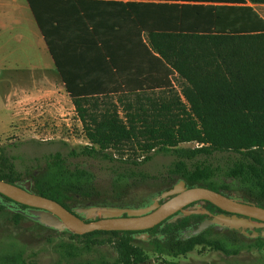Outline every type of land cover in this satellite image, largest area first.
<instances>
[{
  "label": "trees",
  "instance_id": "1",
  "mask_svg": "<svg viewBox=\"0 0 264 264\" xmlns=\"http://www.w3.org/2000/svg\"><path fill=\"white\" fill-rule=\"evenodd\" d=\"M26 1L86 143L65 154H45L43 164L24 172L1 146L0 179L16 184L29 179L34 193L69 210L104 205L94 202L99 196L94 173L70 164L69 157L117 162L113 186L118 188L123 181L145 179L134 167L163 153L173 157L164 175L169 185L182 180L186 187L227 194L234 184L240 196L227 195L264 207V19L252 6L264 0ZM172 75L181 79L179 91ZM191 142L196 145L180 146ZM216 153L232 157L221 164L210 160ZM28 208L0 194V213L9 210L15 223L28 216ZM185 219H164L145 229L155 253L183 255L198 245L227 255L264 248L263 237L239 233L228 239L210 237V231L180 238ZM64 232L87 237L93 245L111 243L116 251L112 264L146 258L132 242L133 230ZM68 247L70 255L78 252ZM0 264H26L23 250L0 244Z\"/></svg>",
  "mask_w": 264,
  "mask_h": 264
},
{
  "label": "rangeland",
  "instance_id": "2",
  "mask_svg": "<svg viewBox=\"0 0 264 264\" xmlns=\"http://www.w3.org/2000/svg\"><path fill=\"white\" fill-rule=\"evenodd\" d=\"M6 2L12 4L11 0ZM18 3L26 5L23 0H18ZM9 5L7 9L0 7V147L3 146L5 152L14 157L18 170L33 171L43 164V155L55 151L65 154L68 148H79L85 144L86 139L72 103L67 99L63 101L59 97L52 101L46 96H37L20 100L17 97L24 91L45 84L55 68L36 25L32 24L34 22L29 24L24 18L27 12L23 11V16H20ZM171 81L174 89L179 91L181 79L172 75ZM195 145L194 142L180 144L183 147ZM114 154L117 156V153ZM128 154L131 152L125 155ZM230 157V153H216L210 160L223 164ZM172 159L169 154H154L149 161L134 167L135 171L146 174L145 179L126 180L118 188L113 186V171L119 167L117 162L85 156L69 157L68 161L94 173L99 192L94 202L104 205L119 202L124 207H135L169 186L164 175ZM220 178L226 182L231 180L223 176ZM114 189L119 192L117 197ZM225 192L234 197L240 196L234 184ZM107 236L104 234L98 239ZM209 236L240 237L231 230H211ZM88 240L87 237L71 238L68 233L45 227L28 216L15 223L9 210L0 213V244L21 248L26 264H76L101 258L109 264L114 263L116 251L111 243L93 245ZM132 242L142 247L146 254L145 260L137 264H165L167 261L174 264H264V248L242 249L235 255H227L212 247L198 245L186 254L171 256L155 253L152 243L141 237L134 236ZM68 245L76 247L78 252L70 255Z\"/></svg>",
  "mask_w": 264,
  "mask_h": 264
},
{
  "label": "water",
  "instance_id": "3",
  "mask_svg": "<svg viewBox=\"0 0 264 264\" xmlns=\"http://www.w3.org/2000/svg\"><path fill=\"white\" fill-rule=\"evenodd\" d=\"M30 180L20 184L10 183L0 179V194L21 203L29 208L26 215L41 225L57 231L68 230L74 234H85L93 230H144L153 227L168 216L175 214L169 221L191 212H207L200 207L199 210H186V204L205 200L232 215L219 214L211 220L203 221L192 233L196 234L209 223L224 225L228 228H254L260 227V236L264 238V207L254 203L244 202L230 197L221 191L204 186L186 187L182 180L176 182L169 190L162 191L153 198L151 204L142 207H118L107 205H89L75 207L71 210L64 207L54 199L39 195L31 190ZM172 196L162 203L158 199L167 195ZM83 215V218L80 217ZM239 214L240 216H237ZM258 234L254 231L253 235Z\"/></svg>",
  "mask_w": 264,
  "mask_h": 264
},
{
  "label": "flooded vegetation",
  "instance_id": "4",
  "mask_svg": "<svg viewBox=\"0 0 264 264\" xmlns=\"http://www.w3.org/2000/svg\"><path fill=\"white\" fill-rule=\"evenodd\" d=\"M174 184L167 186L162 191L171 189ZM162 191H160V192L156 193L155 195H153L149 199L148 202L144 203L143 205H138L136 207H142V206H147V205L151 204L153 198L158 196ZM171 196H172V194L171 195H167L164 198L160 197L157 201H158V203H162L164 200L170 198ZM200 207L206 209L207 212H191V213H189L187 215L180 216V217L177 218V219H180L182 217H187V219H185V221H184L183 227L180 229V233H179L180 238H187L190 235H198V234H201V233H203L205 231H211V230H216V231L234 230L237 233H239V234H241V235H243L244 237H247V238H258V237H261L260 234H259V232L261 230L260 227H254L252 229L245 228L244 230H242L241 228H237V229L228 228V227H226L224 225H220V224H216V223H209L206 227L202 228V230L200 232H198L196 234H193L192 231L195 228H197L198 225H200L203 221L211 220L214 216L219 215V214H225V215H229V216L232 215V213L222 211L221 209L208 204L205 200L193 201V202H190V203L186 204L185 206H183V208L186 209V210H199ZM175 214H180V211H176L174 214L168 216L165 219H169L172 216H174ZM237 216H240V215L237 214ZM80 217L83 218V215L80 214ZM133 231H136L134 233L135 237H141L143 240H148L149 239V235L145 231V229L144 230H133ZM254 231H257L258 234L253 235Z\"/></svg>",
  "mask_w": 264,
  "mask_h": 264
},
{
  "label": "crops",
  "instance_id": "5",
  "mask_svg": "<svg viewBox=\"0 0 264 264\" xmlns=\"http://www.w3.org/2000/svg\"><path fill=\"white\" fill-rule=\"evenodd\" d=\"M11 1H12L11 2L12 7L20 16L21 15L23 16L24 12L25 13L27 12V14L24 15V18L26 19V21L29 24L34 22L32 24L36 25L26 0H23L26 5H23L22 3L21 4L18 3V0H11ZM8 5H9V3H7L6 0H0V7L1 8L7 9ZM11 5H9V6H11ZM252 6L259 13V15L264 19V3H256V4H253ZM25 8L28 11L24 10ZM36 28H37V25H36ZM37 30H38V28H37ZM38 32H39V30H38ZM39 34H40V32H39ZM40 37L42 39L41 34H40ZM51 63L53 64L52 59H51ZM53 66H54V64H53ZM37 96H46V98L51 99L52 101H54V99L58 100L59 97H61L63 99V101L64 100L66 101V99H67L69 101V103L71 102L67 92L64 89V84L61 81L56 69H55V71H53V73H51L49 75V78L47 79V82L45 84H43L42 86H35L32 90L24 91V92H22L21 95H18L17 97H19L20 100H22V99L32 98V97H37ZM52 104H54V103L52 102ZM72 106H73V104H72ZM73 110H74V107H73ZM77 120L79 121V119H77Z\"/></svg>",
  "mask_w": 264,
  "mask_h": 264
}]
</instances>
